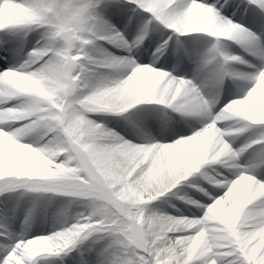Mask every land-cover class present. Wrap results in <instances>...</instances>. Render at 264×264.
<instances>
[{
  "label": "clouds",
  "instance_id": "1",
  "mask_svg": "<svg viewBox=\"0 0 264 264\" xmlns=\"http://www.w3.org/2000/svg\"><path fill=\"white\" fill-rule=\"evenodd\" d=\"M9 23L35 24L44 32L37 41L40 47L32 53L34 64L39 66L30 65V71L0 76V104L20 101L18 107L0 108V124H21L12 132L0 128V145L11 142L30 157L49 162L51 166L47 170H42L36 163L10 167L0 161V181H5L0 184V194L17 181L44 182L73 172L74 169L67 167L63 171L54 167L61 157H67L76 169L92 176L91 181L57 180L55 187L40 189L46 194L58 193L76 199L60 205L54 213L53 222L60 230L29 241L26 248L30 252L37 254L62 249L75 236L106 223L117 227L129 243H136L138 238L147 242L149 235L199 229L194 237L177 239V243H190L193 249L234 237L238 229H252L264 234V212L248 210L257 196H264V180L246 172H241L232 182L227 197L213 206L222 207L223 214L213 211L196 220L144 207L171 192L178 178L187 179L214 164L235 166L239 153L227 137L233 131H242L241 125L245 123L264 124V69L255 77L247 95L231 100L217 111V99L208 98L198 88L196 96L188 89H179L167 79L166 73L141 65L134 57L135 67L124 75L129 67L124 62L127 58L112 62L98 59L96 49L82 51L81 37L74 33L71 18L57 14L41 19L22 8L11 14H0V27ZM176 27L181 33H206L216 38L217 43L213 45L216 50L211 52L214 87H222L228 79L251 82V74L238 67L246 61L230 54L221 42L234 41L249 49L251 44L260 43L255 34L231 21L225 22L214 8L197 4L195 0L187 17ZM89 59L102 68L91 70L81 63ZM170 100L178 106V112L198 118L203 127L176 142L184 146V151L161 176L138 177L131 183H120L113 173L114 163L101 164L95 157L121 142H131L92 117L124 113L138 103L166 104ZM225 122L228 125L234 122L237 126L222 127ZM25 139L32 142H23ZM253 144L264 146V141H253L249 148ZM112 160L119 162L120 171L129 166L127 157L122 154ZM208 179L218 185L225 183L213 176ZM73 208L82 211L73 212ZM81 216L90 221L93 217L99 219L90 224L74 222ZM217 221L223 227H207Z\"/></svg>",
  "mask_w": 264,
  "mask_h": 264
},
{
  "label": "snow or ice",
  "instance_id": "2",
  "mask_svg": "<svg viewBox=\"0 0 264 264\" xmlns=\"http://www.w3.org/2000/svg\"><path fill=\"white\" fill-rule=\"evenodd\" d=\"M120 2L121 0H0V14H4L5 12L11 14L22 8L29 9L33 15L40 17L41 19L46 16H55L59 14L65 18H71L74 26V33L81 37L79 46L82 51L102 48V45L99 42L104 41L131 53L133 49L142 45L144 40L148 38L153 20L173 30L174 33L185 34L177 30L176 25L187 17L193 4V0H126L127 4L135 5V8L132 9L134 14L139 15L143 12L149 14V18L144 21L143 27L136 39L134 41H128L123 32L103 18L100 11L101 8L115 7L120 4ZM195 2L197 4H203L214 8L225 22L231 21L233 24H238L222 14L221 8L223 5L218 8L215 4L207 3L206 0H195ZM249 2L253 5H257L262 11H264V0H249ZM131 22L132 17H129V23L131 24ZM261 22L264 23V17L261 18ZM20 26H35V28H37V25L35 24L17 25L9 23L0 27V32H5L6 30ZM242 28L246 29L244 27ZM43 32L44 29H42L41 34ZM169 40H171V37H169ZM84 41H91V43H85ZM71 42L70 39L69 43ZM167 46L168 41H165L159 48H157V53L162 54ZM38 47H40V45L36 43V46L27 53L26 59H24L19 66L5 67V70L0 72V76L9 72L30 71L32 70V68L29 67L30 65L32 67H38L39 65L34 64L32 57L33 51ZM215 50L216 49L213 47L211 52ZM249 50L253 54L258 55L261 61L264 62V47H261L258 44H251ZM132 57L133 56L131 55L127 57H117L115 54L110 53L105 49L103 50V54L98 55L97 58L112 62L127 58L124 61L129 65L128 71L124 73V75H127L128 72L131 71V68L135 67ZM81 63L85 64L91 70L102 68V65L93 63L90 59L81 61ZM150 67L159 72L166 73L167 79L176 84L179 89H188L193 96H196L197 87L193 84L192 80L173 75L165 70H158L155 66ZM262 69H264V65H262V68L258 69L257 72L251 74L252 80L249 88L255 83V77ZM247 90L244 95L240 97L247 95ZM140 104L145 103H138L134 106ZM158 105H166L176 111L179 110L178 106L171 100L166 104L159 103ZM18 106H20V102L14 104L11 101L9 103L0 104V108ZM134 106L130 107V109ZM253 125L264 126V124L245 123L244 125H241L243 130L240 132L245 131ZM0 128H3L5 132H12L15 129L13 123L0 124ZM180 139H176L174 142H145L139 144L135 142H121L117 146L108 149L102 156L95 157V159L101 164H104L106 161L114 163L113 173L120 183H131L138 177H157L161 176L165 170L171 166L172 162L184 151V146L176 143ZM137 145H148L149 147H138ZM249 145L250 144L246 145L245 148H249ZM151 146L157 147L154 149ZM261 148L264 150V146H261ZM244 150L245 149L242 148L240 149V152H243ZM121 154L127 157L129 165L123 171H120L119 162H113L112 160L113 157ZM262 156H264V151H262ZM0 161H3L6 166L10 167H16L19 165L28 166L32 163H36L42 170H47L51 166L49 162L40 160L39 158L30 157L24 150L18 149L16 145L11 142L0 145ZM54 167L61 171L66 167L68 169H74V171L66 176L53 177L44 182L17 181L12 183L9 189L5 191L8 192L22 189L24 190V194H35L33 197V207L28 210L26 215V223L32 219L41 202L46 199L44 195L46 193L40 189L44 187H55L57 180H92V176L87 172H81L76 169L75 165L70 163L67 157H61L57 160ZM241 172H237L236 176L239 177ZM217 179L225 181V183L222 184V193L217 192L213 195V193L209 192L207 189H200L211 201L210 204L192 200L186 194L181 195L179 192L175 193L177 198L186 200L188 203L194 204L203 210V215L194 219L201 220L213 211L223 214L222 207L214 208L213 206L222 198L227 197L232 182L237 178L230 180L228 176L218 174ZM258 179L264 180V178ZM184 180L186 179L178 178L176 181V187L173 189H176ZM4 183L5 181H0V184ZM4 193L0 195H3ZM144 207L148 208V204H145ZM248 210L254 213L264 212V196H257L249 205ZM96 219H99V217H93L90 221L81 216L78 221L74 222L90 224ZM207 227L221 228L223 225L217 221V223L209 224ZM0 228H2V230H0V237H4V243L0 244V264H37L38 259L43 256H56L65 253L78 243L94 237L101 239L109 238L107 246L109 259L107 264H264V234L256 233L252 229H238L237 235L234 237L222 241H213L208 244H201L193 249L190 243H177V239L179 237H194L199 229L185 232H169L166 234L159 233L156 236L149 235L147 237V242H145L143 238H138L136 243H129L125 237L120 234L117 227L106 223L95 229L89 228L82 234L75 236L70 239L62 249L33 254L26 248V245L29 241L39 236H32L29 238L26 233H23L19 238H15L12 233L8 231L7 227L0 226ZM50 235H52V233L40 236ZM9 240H12L13 242L8 243Z\"/></svg>",
  "mask_w": 264,
  "mask_h": 264
},
{
  "label": "bare ground",
  "instance_id": "3",
  "mask_svg": "<svg viewBox=\"0 0 264 264\" xmlns=\"http://www.w3.org/2000/svg\"><path fill=\"white\" fill-rule=\"evenodd\" d=\"M208 3L215 4L218 8L221 5L222 14L232 19L235 23L240 24L242 27L251 31L256 35V37L261 38L257 32L255 31V24L253 23L252 18L247 19L244 18L246 12H254V19H260L261 16H264V11H262L257 5H253L249 2V0H209ZM135 8V5H129L126 3V0H121L120 4L115 7L109 8H101V15L105 20H107L110 24L114 23L118 29L124 33L126 39L128 41H134L139 34L141 28L143 27L144 21L149 18V14L143 12L139 15L134 14L132 9ZM113 10V11H112ZM119 10V12L117 11ZM108 14V19H107ZM130 15H133V23H129ZM159 22L153 20L152 25H157ZM131 27V30L128 27ZM159 26V25H158ZM163 30L168 31V34L172 35V43L171 46H174L171 50V53L179 62V59L182 61L191 59L189 56L179 55L177 53L179 47L181 45L185 46L190 43L196 42L202 46L205 44L209 46V53L211 57V50L213 45L217 43L215 37H212L206 33H174L173 30L167 28L164 25H160ZM134 29V30H133ZM42 29H37L35 26H20L16 28H12L6 30L5 32H0L2 36H6L7 34H14V46H11L7 52L8 57H5L3 62H0V72L5 70V67H13L19 66L27 57V53L31 51L33 47L36 46L38 40H40ZM151 35L148 36L147 39L144 40L143 44L139 47L132 50L129 53L127 50L117 48L110 43L101 41L99 42L102 45V48H97L96 54H103V50L105 47L110 49H106L108 52L115 54L117 57L119 54H127L131 55L135 58L136 62L141 65L155 66L158 70H165L170 72L173 75L183 76L189 80L193 81V84L200 89L202 94H205L210 99H217L219 101L217 105V110L222 108L227 102L232 99L239 98L244 95L246 90L251 86L250 81H241V80H226L222 87H214L213 86V72L214 65L212 63L211 57V67H209V71L207 76L195 75L191 77V72L183 71L180 69L175 62L171 59L167 58L165 52L167 48H165L162 54L157 53V48L163 44L161 40V36L150 32ZM151 40L152 45L149 42ZM260 42V41H259ZM221 43L227 46V50L230 54L238 55L243 58L246 63L239 64L238 67L241 71L247 73L250 70H258L262 68L264 62L261 61L258 55L253 54L248 48L241 45L240 43L234 41H222ZM18 45L16 47L15 45ZM150 46V48H149ZM152 46V47H151ZM259 46L264 47V43H259ZM7 50V49H6ZM4 58V57H3ZM193 59L190 60L192 62ZM180 64V62H179ZM212 69V73L210 71ZM105 72H112V69H102ZM128 71V70H126ZM191 77V78H190ZM239 85L238 88H235ZM12 103H17L13 102ZM19 103V102H18ZM160 111L163 114H158ZM170 112H178L172 108H169L166 105H158V104H140L136 105L133 108L129 109L127 112L120 114H99L95 115L92 118L103 122L108 128L115 129L118 133L120 132L121 136H123L126 140L135 143H145V142H174L176 139L187 137L183 134L189 130L190 125L193 127H198L203 125V122L196 117L193 119H186L185 122L188 127H181L177 130L164 132L163 126H169L172 122H170ZM184 114V113H183ZM162 116V117H161ZM163 118V120H161ZM15 124V125H14ZM15 128L21 126L19 123H13ZM222 127H236L233 122L232 125H228L227 122L221 125ZM176 126H173L175 128ZM191 127V128H192ZM159 128V129H158ZM161 129V130H160ZM264 130V126L253 125L247 128L243 132H235L233 131L231 135L227 137L229 143L232 144L234 150H237L239 155L235 161V166L229 168L222 164H214L210 166H205L201 169L200 172L194 173L191 177H188L186 180L182 181L180 185L177 186L176 189H173L171 192L165 194L164 196L157 199V201L150 202L148 204V209L157 210L166 214H170L173 216H188L191 218L197 217V211L203 214V210L198 208L194 204L188 203L186 200H181L175 197V193L188 191V194L196 196L198 199L202 201L209 200L208 197H203L201 193H197L194 189L195 187L189 186L191 185H201L206 187L209 192H212L215 195L217 192H223L222 185L216 184L213 180L208 179V176H213L217 178L218 174L225 175L228 174L233 176V179L237 178V172H246L247 174H254L258 178H264V170H251L247 167H240L239 164H243L244 161H247L243 152H240L241 141L244 138L249 136H253L256 131ZM257 140H264V133L257 137ZM23 142L30 143L32 142L29 139H25ZM42 143V142H41ZM34 146H40L39 144H34ZM261 147V145L257 144V148ZM259 159V158H258ZM264 160V156H262L258 161L259 165H261V161ZM224 173H220L221 171ZM190 188V190L188 189ZM198 188V187H197ZM18 190L5 192L3 195H0V226L7 227L8 231L12 233L15 238H19L23 233L30 238L32 236H37L40 234H51L52 231L60 230L59 225H55L53 222V215L60 207V205H64L65 198L62 194L57 193H48L51 194L49 197L45 196L46 199L41 202V204L46 203L44 206L46 208L44 211H41V204L38 209L34 213L31 220L27 223L26 215L29 209L33 207V205H29L33 203V197L35 194H19L16 198V194ZM197 190V189H196ZM186 194V193H185ZM20 203L19 206L13 204L16 200ZM72 200L76 199L71 197ZM71 200V201H72ZM169 202H174L178 207L173 208L169 206ZM68 203V202H67ZM206 203V202H205ZM179 210V211H178ZM73 212L82 211L80 208H73ZM2 212V213H1ZM195 216V217H194ZM1 230V229H0ZM12 240H9L8 243H12ZM108 243L109 238H90L87 241H82L78 245L74 246L71 250L66 251L65 253H61L56 256L47 255L38 259L37 264H62L63 260H65L66 264H75V260L81 258H86V264H107L109 259L108 255ZM95 248H98L96 253L93 254Z\"/></svg>",
  "mask_w": 264,
  "mask_h": 264
},
{
  "label": "rangeland",
  "instance_id": "4",
  "mask_svg": "<svg viewBox=\"0 0 264 264\" xmlns=\"http://www.w3.org/2000/svg\"><path fill=\"white\" fill-rule=\"evenodd\" d=\"M111 24L112 25H114L117 29H118V27L114 24V23H112L111 22ZM161 27H156V28H154L153 30H156L159 34L161 33ZM168 34V32L167 31H165V33L162 35V37H167V34ZM169 35V34H168ZM6 37L8 38V39H10L11 41H13V38H14V34H7L6 35ZM171 37V36H170ZM105 49H110V48H108V47H105ZM119 56H122V57H127L128 55L125 53V54H119ZM259 69H261V68H259ZM170 73V72H169ZM248 74H250V73H248ZM252 74V73H251ZM180 77H183V76H180ZM185 78V77H184ZM238 86L239 85H237V88H238ZM13 102H20L19 100H14ZM15 104V103H14ZM20 124V123H19ZM15 125V124H14ZM203 127V125H200V126H198V127H192L190 130H189V132H187V133H185V135L187 136H190V135H192V134H194L196 131H198L200 128H202ZM120 133V132H119ZM262 133H264V130H259V131H256V133L253 135V136H249V137H247V138H244L242 141H241V147H245L246 145H248V144H252L253 143V141H256L257 140V137L259 136V135H262ZM264 151V150H263ZM260 155H262V149L259 147V148H254L253 150H249V152H246V155H245V158L247 159V162H245V163H243V164H239V166L240 167H248V166H250V164L252 165V158L253 157H256V156H258V158H259V156ZM227 167H229V168H232L233 166H227ZM220 175V174H219ZM226 176H228V175H226ZM216 177V176H215ZM228 178L231 180V179H233V176H228ZM189 186H191V187H195L196 189H194L195 191H197V193L199 192V193H201L202 194V196H205L204 195V193L200 190L201 188H204V189H207V187H208V185H207V187H206V184H205V187L204 186H201V185H189ZM198 187V188H197ZM188 189L190 190V188L188 187ZM208 190V189H207ZM209 191V190H208ZM24 194V190H18L17 191V194H16V198L18 199V195L19 194ZM181 195H184L185 193H186V195L189 197V198H191L192 200H197V201H201L200 200V198L198 199L196 196H194V195H190V194H188V191L187 190H185L184 192H179ZM220 193H222V192H220ZM58 194V193H57ZM45 196H50L51 194H44ZM63 195V194H62ZM64 196V198H65V204H67V202H69V201H71L72 200V198L71 197H69V196H66V195H63ZM175 197H177V196H175ZM15 198V199H16ZM205 198H206V196H205ZM15 200L14 202H16V201H18V200ZM13 202V203H14ZM202 203H205V204H210L211 203V201L210 200H206L205 202L202 200L201 201ZM46 203H42L41 204V206H40V208H41V211L43 212L44 211V209H45V207L46 206H44ZM31 205H33V203H31ZM169 206L170 207H173V208H177L178 206L174 203V202H169ZM2 213V212H1ZM197 217H199V216H201V215H203L202 213H200L199 211H197ZM195 217V216H194ZM1 230H2V228H0ZM52 232H54V231H52ZM40 235H48V234H40ZM40 235H37V236H40ZM3 238V239H2ZM2 243H4V237H0V244H2ZM79 244V243H78ZM77 244V245H78ZM98 250H100V249H98V248H95V250L93 251V254H97L96 252L98 251ZM99 252V251H98ZM63 260V262H62V264H66V262H65V260L64 259H62ZM75 264H86L85 262H87V260H86V258L84 257V258H81V259H78L77 261L75 260ZM89 264H92V263H89Z\"/></svg>",
  "mask_w": 264,
  "mask_h": 264
}]
</instances>
